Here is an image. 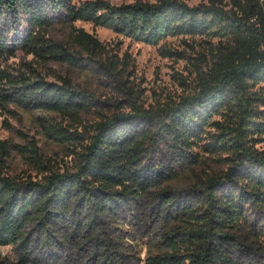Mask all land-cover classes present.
<instances>
[{
	"label": "trees",
	"instance_id": "16d2710c",
	"mask_svg": "<svg viewBox=\"0 0 264 264\" xmlns=\"http://www.w3.org/2000/svg\"><path fill=\"white\" fill-rule=\"evenodd\" d=\"M209 1L191 6L185 0H136L120 5L107 0L79 4L0 0V51L6 45L3 27L16 26L14 39L29 52L77 65L84 59L94 60L122 86L126 85L125 67L103 58L104 45L97 36L75 28L72 35L81 50L74 52L50 35L54 19L64 23L85 19L150 43L171 34H208L220 29L232 38L209 71L199 73L200 89L178 103L153 110L138 103L139 95L130 90L133 111L108 114L96 109L101 119L88 132L87 143H76L77 148L83 147L74 150L81 158L76 171H54L45 165L50 173L39 179L11 176L0 157V244L19 245L23 250L22 261L10 264H27L34 241L56 236L67 224L92 228L102 223V216L129 206L131 199L153 200L151 211L163 212L171 222L158 251L137 264H251L249 258H254L259 246L252 238L257 233L248 227V206L264 205V145L256 146L264 141V109L256 106L264 97L252 89L264 81V0ZM22 19L26 21L23 34ZM3 79L9 85H0V108L34 106L80 118L93 104L69 77L49 80L1 70ZM215 114L222 118L214 119ZM210 122L214 129L202 133ZM49 130L59 139L85 138L58 125ZM169 140L176 162L146 160L150 149ZM199 143L210 156L226 153L229 169L224 177L215 172L197 185L203 186L205 194L199 208L180 206L181 199L174 197L180 193L171 188L172 180L178 166L199 160L191 155ZM102 240L107 247L109 243ZM99 253L96 249L94 255ZM0 264L6 262L0 260Z\"/></svg>",
	"mask_w": 264,
	"mask_h": 264
},
{
	"label": "rangeland",
	"instance_id": "374dc122",
	"mask_svg": "<svg viewBox=\"0 0 264 264\" xmlns=\"http://www.w3.org/2000/svg\"><path fill=\"white\" fill-rule=\"evenodd\" d=\"M72 1L79 4L85 0ZM107 1L120 5L136 0ZM185 1L191 6L210 2ZM223 6L231 8V4ZM22 23H26L25 19H22ZM23 25L20 28L22 34L25 31ZM79 27L94 34L103 43L104 59H115L118 67H125L122 79L126 85H119V81L107 75L94 60L84 59L77 65L29 52L19 40L14 39L18 31L16 26L6 24L2 29L6 45L0 51V71L5 70L11 75L25 74L31 78L42 76L49 80H59L60 76L69 77L74 88L87 94L86 100L93 102L90 110L81 113L80 118L34 106L11 104L0 108V157H3L6 172L11 176L31 175L39 179L50 173L51 169L46 170L45 165L54 171H76L81 162L80 155L74 151L76 143L80 140L87 143L88 132H93V126L101 119L96 109H103L108 114L114 110L133 111L130 90L139 95L138 103L153 110L167 103H178L184 96L192 95L200 89L199 73L209 71L213 62L232 43L231 36L224 29L208 34H171L150 43L85 19L64 23L55 18L50 35L75 52L81 48L72 32ZM84 55L87 53L84 52ZM0 85L8 87L9 84L3 79ZM252 89L264 97V81ZM256 106L264 109V100L257 101ZM213 118L221 119L222 116L215 114ZM53 125L77 131L85 138L78 137V141L71 139V142L55 138L49 130ZM213 129L210 122L204 125L202 133L207 134ZM198 142L204 143L205 140ZM202 143L196 144L191 152L199 160L183 168L178 166L177 176L172 180L171 188L180 193L174 196L181 199L180 206L191 204L199 208L204 203L205 194L202 192L203 186L197 185L215 172L224 177L229 169L226 153L210 156ZM171 144L169 140V143L164 142L160 147L150 149L146 160L176 162L174 159L177 155L171 150ZM263 145L264 141L256 146L261 148ZM36 153L38 157L34 156ZM153 204V200L142 202L131 199L129 206L124 205L116 214L102 216V223L92 228L76 229L75 224H67L68 227L58 230L54 237L37 242L33 240L27 264H108L105 261H113L111 264H137L158 251L162 234L171 228V222L166 220L163 212L159 215L151 211L150 205ZM248 218L251 225L248 227L257 233V236L252 235L253 244L259 246L254 258H249L250 263L264 264V205H249ZM71 232L73 234L70 237ZM103 238L109 243L107 247L103 245ZM96 249L102 253L94 255ZM22 251L19 245L0 244V260L6 264L20 262Z\"/></svg>",
	"mask_w": 264,
	"mask_h": 264
}]
</instances>
